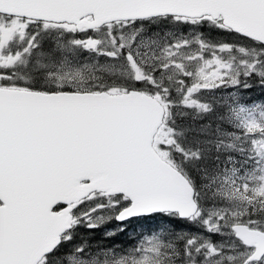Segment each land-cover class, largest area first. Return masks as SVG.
<instances>
[{
	"label": "snow or ice",
	"instance_id": "1",
	"mask_svg": "<svg viewBox=\"0 0 264 264\" xmlns=\"http://www.w3.org/2000/svg\"><path fill=\"white\" fill-rule=\"evenodd\" d=\"M0 264H264V0H0Z\"/></svg>",
	"mask_w": 264,
	"mask_h": 264
},
{
	"label": "trees",
	"instance_id": "2",
	"mask_svg": "<svg viewBox=\"0 0 264 264\" xmlns=\"http://www.w3.org/2000/svg\"><path fill=\"white\" fill-rule=\"evenodd\" d=\"M256 94H257V93H255V92L253 93V95H256ZM118 239H123V238H122V237H118Z\"/></svg>",
	"mask_w": 264,
	"mask_h": 264
},
{
	"label": "rangeland",
	"instance_id": "3",
	"mask_svg": "<svg viewBox=\"0 0 264 264\" xmlns=\"http://www.w3.org/2000/svg\"><path fill=\"white\" fill-rule=\"evenodd\" d=\"M108 227H112V225H108Z\"/></svg>",
	"mask_w": 264,
	"mask_h": 264
}]
</instances>
